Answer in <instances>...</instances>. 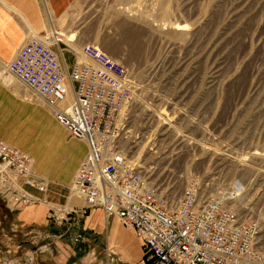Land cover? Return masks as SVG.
<instances>
[{"label":"rangeland","instance_id":"1","mask_svg":"<svg viewBox=\"0 0 264 264\" xmlns=\"http://www.w3.org/2000/svg\"><path fill=\"white\" fill-rule=\"evenodd\" d=\"M76 5L78 10L67 11L60 21L62 28L56 30L66 44L59 46L61 53L52 47L61 62L74 63L79 47L90 44L131 70L138 87L132 126L140 125L146 139L139 144L145 150L142 153L155 135L157 147L166 152L142 161L161 170L160 180L167 172L173 175L169 186L177 190L193 184L223 205L236 206L255 218L264 237V0H77ZM175 26L181 30L172 29ZM6 64L0 68L3 72ZM26 90L32 93L31 102L46 106ZM70 102L68 98L66 105ZM57 133L51 127L46 135ZM44 143L45 138H40L37 146L32 145L35 150L30 153L36 159ZM74 150L69 162L60 164L63 179L76 165ZM42 180L47 186L49 181ZM69 195L68 200L74 197L80 202L76 207L82 206L81 198ZM3 200L0 264H61L55 258L70 240L59 230V222L45 228L22 227L14 218L21 208L13 211ZM47 204L55 211L60 209ZM82 209L76 214L85 215ZM57 215L64 217L65 213ZM118 225L139 247L135 233ZM133 240H123L124 253L132 254L129 260H120L121 253L113 255L110 248L114 247L102 241L100 248L92 242V249L85 246L71 253L67 264H83L79 261L84 253L92 255L84 264H135L137 260H132L139 250Z\"/></svg>","mask_w":264,"mask_h":264},{"label":"built area","instance_id":"2","mask_svg":"<svg viewBox=\"0 0 264 264\" xmlns=\"http://www.w3.org/2000/svg\"><path fill=\"white\" fill-rule=\"evenodd\" d=\"M61 44L66 46L56 31L30 39L5 72L39 96L71 138L87 142L69 188L83 201L82 211L100 208L131 229L143 254L135 264H264V237L255 218L193 184L169 186L173 175L160 180L161 170L142 161L166 152L154 136L142 153L141 127L132 126L138 105L132 71L85 44L64 74L52 49ZM27 188L45 189L32 172V159L0 139V197L11 210L28 207L38 199Z\"/></svg>","mask_w":264,"mask_h":264},{"label":"crops","instance_id":"3","mask_svg":"<svg viewBox=\"0 0 264 264\" xmlns=\"http://www.w3.org/2000/svg\"><path fill=\"white\" fill-rule=\"evenodd\" d=\"M76 1L0 0V68L4 66V63H9L13 59L17 48L23 42L62 28L60 21L67 11L78 10V6H75ZM60 46L65 47L63 44ZM61 64L64 74H68L74 63L73 60H69L68 62H61ZM10 81L11 78L6 75V72L0 70V139L32 156L33 159L34 156L30 152H33L35 148L32 145L37 146L40 138H45L43 150L39 149L44 151L43 156L37 155V159L34 158L32 171L41 180L43 178L49 181L46 186L47 191L43 194L36 189L28 188V192L33 196L43 197L47 202L51 200L50 203L58 204L61 209L55 211V209L53 210L38 200L35 205L25 206L16 212L14 214L15 222L22 227L29 226V228H45L46 226L50 227V223L57 225V222H59V230L64 235L66 233L67 238L70 240L67 242L64 252L59 253L55 258L61 264L69 263L71 253L74 255L76 251L79 252L83 247L85 249V246L91 248L92 242H95L94 248H100L98 244L102 241H107L108 247H114V250L110 248L113 255L118 252L121 253L119 255L121 256L120 260H129L132 254L124 253L127 250L123 240L126 238L130 241L133 238L118 225H121V223L116 217L106 215L100 208L90 209L85 215H78L76 213L83 208V202L81 207L75 206L68 210H62L65 206H68L69 186L87 154V142L70 138L66 129L53 118L45 107L30 101L31 92L26 90L20 83ZM51 127L57 129L58 133L47 136L46 132ZM33 136L34 141L32 140ZM72 146L75 147L74 151L77 155L76 165H73L70 169L69 177L63 179L59 167L69 162L70 158L68 156L73 153L72 150L74 149ZM52 196L56 198H52ZM53 211H55L56 217L50 218ZM59 211L65 213L64 217L57 215ZM44 233L46 234V231ZM97 239L99 241H96ZM133 242L139 253L135 255L132 263L135 260L139 261L143 255L140 242L138 241L139 247L134 240ZM67 249L69 250L66 251ZM91 258L90 253H84L79 262L84 264L85 261L87 263ZM47 260L48 263L51 262V260Z\"/></svg>","mask_w":264,"mask_h":264},{"label":"bare ground","instance_id":"4","mask_svg":"<svg viewBox=\"0 0 264 264\" xmlns=\"http://www.w3.org/2000/svg\"><path fill=\"white\" fill-rule=\"evenodd\" d=\"M159 3V2H158ZM157 4V3H156ZM15 11V10H14ZM15 13H17V12H15ZM54 13V12H53ZM134 16V15H133ZM52 25V24H51ZM174 26V25H173ZM172 26V27H173ZM180 27V26H179ZM53 28V27H52ZM172 29H174L175 31H178V30H181L180 28H177L176 26L174 27V28H172ZM181 33V32H180ZM174 35H176V36H178L177 34H174ZM59 49H60V47H58ZM60 53H61V49H60ZM58 55V54H57ZM59 56V55H58ZM59 58V57H58ZM59 61H60V58H59ZM60 64H61V62H60ZM61 66H62V64H61ZM7 76H9V75H7ZM11 79H12V77L11 76H9ZM13 80V79H12ZM19 83V82H18ZM27 89V88H26ZM136 89H138V87L136 88ZM136 91V90H135ZM141 91V90H140ZM34 95V94H33ZM32 96V95H31ZM33 98V97H32ZM37 99V98H36ZM38 99H39V97H38ZM37 99V100H38ZM67 101V100H66ZM66 101H65V103H64V107H65V105H66ZM42 104V103H41ZM45 105V104H44ZM62 107H63V105H62ZM45 108H46V106H45ZM144 108V107H143ZM47 110V109H46ZM142 110V109H141ZM144 110V109H143ZM142 110V111H143ZM147 110H148V108H147ZM48 111V110H47ZM50 112V111H49ZM145 113L144 114H146V111H144ZM140 113V112H139ZM142 113V112H141ZM50 114L53 116V114L50 112ZM143 114V115H144ZM153 114V113H152ZM146 116H147V114H146ZM150 116H151V114H150ZM148 117V116H147ZM146 117V118H147ZM53 118L55 119V117L53 116ZM144 118V117H143ZM153 118V117H152ZM159 118V117H158ZM136 119H138V118H136ZM142 119V118H141ZM149 119V118H148ZM153 120V119H152ZM158 120V119H157ZM57 121V120H56ZM142 121H143V119H142ZM58 122V121H57ZM151 122V121H150ZM149 122V123H150ZM141 123V122H140ZM143 124V123H142ZM135 125V124H134ZM156 125V124H155ZM143 126V125H142ZM152 126V125H151ZM157 126V125H156ZM160 126H161V123H160ZM164 126V125H163ZM162 126V127H163ZM153 127H154V125H153ZM165 127V126H164ZM62 128V127H61ZM135 128V127H134ZM152 128V127H151ZM154 128H156V127H154ZM154 128H153V130H154ZM166 128V130H167V127H165ZM63 129V128H62ZM149 129V128H148ZM147 129V130H148ZM153 130H151V129H149V131H153ZM165 130V131H166ZM143 131H144V129H143ZM148 131V132H149ZM156 131V130H155ZM162 131V130H161ZM151 132L149 133V135H151ZM166 132H168V131H166ZM155 133V132H154ZM147 136V135H146ZM156 136V135H155ZM158 136V135H157ZM71 138V137H70ZM143 138H145V137H143ZM74 139V138H73ZM160 139V138H159ZM162 139V138H161ZM146 140V139H145ZM145 140H144V143H145ZM76 141H83V140H78V139H76ZM163 141V140H162ZM161 141V142H162ZM9 145V144H8ZM145 145V144H144ZM147 145V144H146ZM147 147V146H146ZM144 149H145V147H143ZM160 148V147H159ZM161 149V148H160ZM43 150V149H42ZM163 150V149H162ZM145 151V150H144ZM143 152V151H142ZM44 153V151H38L37 152V155L38 156H40V155H42ZM25 154V153H24ZM28 156V157H30L31 159H32V156H30V155H28V154H25V156ZM32 155V154H31ZM36 155V154H35ZM34 154H33V159H32V168H33V165H34V161H35V159L34 158H36V156H35ZM43 156V155H42ZM45 157V156H44ZM147 159V158H146ZM34 160V161H33ZM50 160H52V159H50ZM152 160V159H151ZM157 159H155V161H156ZM154 162V161H153ZM150 164V163H149ZM152 164V163H151ZM153 165V164H152ZM164 167V166H163ZM162 168V167H161ZM169 168V167H168ZM38 171H39V169H38ZM42 182L44 183V181L42 180ZM44 186H45V189H44V192H46L47 190H46V185H45V183H44ZM208 186V185H207ZM206 188V187H205ZM207 189H208V187H207ZM25 190H26V188H25ZM44 192H42L43 194H44ZM30 194V193H29ZM70 196V195H69ZM216 196V195H215ZM53 198V197H52ZM2 199V198H1ZM42 201H44V204L45 205H48L47 203H50L51 202V200H50V202H47V200H45V199H42ZM53 201V200H52ZM56 201V200H55ZM54 201V202H55ZM43 203V202H42ZM79 201L78 200H76L74 197H71L70 198V200H69V203H68V206H66V207H64V209H70V208H72V207H75V206H78L79 205ZM50 205L51 206H57L58 204H52V203H50ZM57 208V207H56ZM22 209V208H21ZM54 210V209H53ZM57 210V209H56ZM61 210V209H60ZM102 210V209H101ZM14 211V210H13ZM77 211V210H76ZM49 212H50V210H49ZM60 212V211H59ZM70 212V211H69ZM73 212V211H72ZM86 213V212H85ZM48 219H49V217H48ZM60 221V220H59ZM58 223V222H57ZM138 240V239H137Z\"/></svg>","mask_w":264,"mask_h":264}]
</instances>
